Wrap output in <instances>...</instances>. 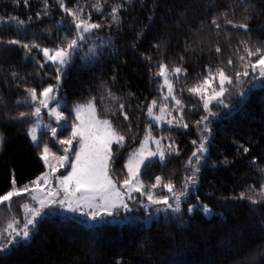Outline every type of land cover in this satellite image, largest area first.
Returning <instances> with one entry per match:
<instances>
[{
    "label": "trees",
    "instance_id": "16d2710c",
    "mask_svg": "<svg viewBox=\"0 0 264 264\" xmlns=\"http://www.w3.org/2000/svg\"><path fill=\"white\" fill-rule=\"evenodd\" d=\"M97 2L103 5L99 11L92 7ZM48 3V15H44L43 0H28L27 5L23 0L19 3L0 0V16L18 17L25 21L27 28L25 33L17 30L14 21L0 22V37H3L0 40V98L4 102L0 103V132L5 135V143L0 146V194L12 187L13 178L20 187L45 172L46 166L40 155L43 144L48 143L52 151L63 154L57 137L67 136L71 131L70 127L63 131L58 129L57 136H52L50 130L42 131L37 146L27 132L32 117L21 123L4 116L6 111L15 114L31 110L21 100L26 94L24 85L36 87L39 95L40 89L47 84L57 83L56 65L46 62L41 49L34 48L32 53L26 54L22 46L7 43L13 38L25 42L35 39L42 47L51 49L62 42L65 32L71 34L75 27L71 16L58 7L59 0H48ZM65 3L68 7L80 5L84 9V18L90 14V19L101 25L99 29H93L87 39L88 43L90 38L95 39L93 53L96 55L92 53L86 60L77 57L66 68V74H61L60 87L56 91L59 99L67 102L68 107L61 109L70 116L67 123L70 125L71 116H74V112L69 113L74 104L86 103L93 96L96 98L98 113L108 115L126 134L124 146L112 164L113 175L121 179L127 173L128 156L139 148L145 130L151 126L153 136L162 137L165 145L179 151L166 158V166L157 161L142 170L141 179L145 183L155 182V176L160 175L165 181L172 179L179 189L185 176L192 174L187 161L198 147L200 137L195 121L207 114L201 94L191 92L189 88L207 75L208 67L214 71L222 61L226 73L231 75L233 66L227 65V59L232 56L234 65L239 66L236 59L243 53V45L239 42L249 39L247 30L225 24L221 13L227 11L230 19L249 24V43L254 49L257 40L264 41V0H65ZM122 3L126 7L118 8L120 26L110 24L111 8ZM38 11L42 13L40 17L36 16ZM214 15L221 25L219 29L211 24ZM248 15L251 19H246ZM62 17L63 26H60L57 22ZM143 25L148 27L137 38ZM217 44L221 54L215 51ZM99 52L105 55H99ZM40 61H43V67ZM161 62L168 69L175 97L183 102L179 119L183 116L187 128L181 124L161 128L147 116V105L153 99L162 103ZM176 66L187 71L175 73ZM13 72L17 73L15 78ZM217 79L218 76L213 80L214 87H206L208 93L204 89L206 95H202L212 94V89L218 85ZM105 86L123 97L128 120H124L123 113L118 110L115 116L111 110L105 111L116 107ZM250 88V84L235 80L229 85L223 97L225 105L237 106L224 119L210 117L212 142L205 154L207 161H201L199 178L187 191V204L203 202L210 205L214 210L212 217L196 210L193 214L184 213L183 225L172 217L165 222V215H162L150 221L127 219L93 227L59 214L47 218L26 246L0 258V264H264V200L253 203L247 195L239 196L249 186L253 194L259 196L257 189L264 182V87L249 91ZM241 90L248 93L242 103L238 101ZM101 96L105 97L104 101ZM212 109L220 116L226 111L218 102ZM129 121L132 131H128ZM244 146L249 148L248 153L243 151ZM154 193L169 194L162 185H158ZM6 205L4 203L0 211H6ZM144 248L149 251L146 253ZM245 256L247 259L242 260Z\"/></svg>",
    "mask_w": 264,
    "mask_h": 264
},
{
    "label": "snow or ice",
    "instance_id": "6c2138e0",
    "mask_svg": "<svg viewBox=\"0 0 264 264\" xmlns=\"http://www.w3.org/2000/svg\"><path fill=\"white\" fill-rule=\"evenodd\" d=\"M27 5L28 0H23ZM131 2V0H129ZM14 3H19V0H14ZM250 7H254V4L249 3ZM58 7L63 9L66 14L71 16V20L74 23V30L65 32L63 40L55 48L42 47V45L33 39L25 42L21 39H9L8 44H14L22 46L27 53H32L33 49H41L43 57L47 61H51L56 65V84L49 83L39 91L36 87L26 88V94L21 97L23 105L30 108V111H17L15 114L4 112V116L9 119H18L21 123H24L28 117L33 118V122L27 127V132L31 136L33 142L39 146L37 129L41 126L49 129L52 136H57V128L52 127L51 123L43 125V118L41 114L42 108H46L48 116L55 119L58 126L63 131L65 128L70 127L71 131L69 135L57 137L59 144L63 147V154L52 151L48 143L43 144L40 155L44 158V163L48 166L50 171L42 172L35 178L34 181L29 184L17 187L16 180L13 178L12 187L0 194V204L7 202L6 211L9 214L6 228H0V236H4L6 233L7 242L0 243V258L11 255L12 250L18 249L20 246H26L30 240L38 234L39 225H41L47 218L59 215L63 211L70 213H81L90 218L93 227H100L106 223L114 224L127 220V216H120V210L123 209L128 212L131 205L130 201H135L139 205H143L144 209L150 211V205H156V212H163L165 214V222L168 217H172L175 221H178L181 225L184 221V210L182 209V197L187 194L190 184H195L198 180V173L201 171V161H207L206 153L209 152V145L211 144L210 137L212 136V120L210 117L216 119L226 118L237 105H225L223 97L228 89L225 87L226 83L231 85L233 81L240 83H248L251 85V89L256 87H264V41L257 40L255 47L249 43L251 40V29L247 22H236L228 17V12L224 11L221 15L224 17V23L233 25L235 28H243L247 30L248 40H241L239 43L243 45V53L236 59V64L232 56L227 59V65L233 66V73L227 74L223 61L218 65L215 70L208 67L207 75H204L202 79L197 81L196 84L189 88L191 92L203 93L204 89L212 83V81L218 76V85L212 89L211 95H201L203 101V108L206 115L201 116L200 120L195 121L200 132L198 141V147L188 158L187 164L191 165V175H186L184 181L179 189H176L174 181L167 179L166 181L160 175L155 176V182L145 183L140 177L142 168L147 170L151 165L158 161L162 166H166V158L173 152L178 153V149L171 145L162 147V137H153L151 134V126L145 130L144 140L140 142L139 148L134 150L127 158V173L123 179L119 176H114L115 169L112 168V164L118 158L120 149L123 148L125 142V133L114 124L113 119L108 115H102L98 113L95 103L96 98L93 96L86 103H79L73 105L72 109H69V113L74 112V116H71V124L67 123L70 118L60 108H67L66 101H60L53 93L60 87V81L62 80V73L66 74V68L70 67L74 62V54L78 55L84 47V42L92 34L93 29H99L101 27L98 21H92L90 14L88 18H84L82 13L83 7L76 5L74 7H68L65 0H59ZM93 8L98 11L103 7L100 3L92 5ZM126 7L125 4L113 6L111 8V21L110 24L120 26L121 16L118 14V8ZM44 15H48L49 3L48 0H43ZM41 12H37L36 16L40 17ZM32 17L29 16L28 20L31 21ZM151 19V18H150ZM246 19H251V16H246ZM15 22V26L18 31L27 32L25 27V21L18 17L0 16V22L3 21ZM60 26H63V17L57 22ZM211 24L216 29L221 27L218 22L217 16H213ZM148 25H143L141 31L137 33V38L143 33V29ZM230 35V33H229ZM3 40V37H0ZM133 48L136 44L133 43ZM159 48V45H157ZM215 51L217 54H221V48L219 44L216 45ZM239 51V48H237ZM99 55H105L104 52H99ZM96 55V53H93ZM147 59H151V56H146ZM41 67H43V61H40ZM166 65L161 62L159 64V73L165 74ZM173 71L175 73L186 72L180 66H176ZM17 73L13 72L12 77L15 78ZM243 78H249L244 80ZM115 79V76H113ZM19 83V81H17ZM165 83L168 86L169 95H172L173 84L165 76ZM105 91L108 97L116 102L115 109H105V111H112L115 116L116 111L123 113L124 120H128V112L125 111V105L122 102L123 97L115 95L111 88L105 86ZM129 95H134L129 93ZM248 95L243 90L240 91L238 101L242 103L245 97ZM217 99L219 105H224L226 111L223 116L217 114L210 107V103L213 99ZM101 101H104L105 97H100ZM172 99L175 100V105H182V101L172 95ZM38 101V103H37ZM0 103H4L0 98ZM51 104V106H50ZM20 101L17 102L19 107ZM157 105V100L153 99L151 103L147 105V114L150 117H154L157 121L163 119V115H155L154 107ZM7 107L6 103L4 104ZM131 106V105H130ZM166 105H161L160 112L164 113ZM169 124L180 123L182 127L187 128L188 124L183 121L181 116L180 121H176L175 118L168 120ZM128 131H132V124L129 121ZM135 139V137H132ZM155 140L156 148L153 150L148 145ZM76 141V144H73ZM5 143V135L0 132V146ZM175 141L173 140V144ZM197 143V141H193ZM243 151L249 152V148L244 146ZM74 155V158L70 159ZM50 157L56 161L55 164L50 162ZM256 157H253L255 160ZM195 160V163H193ZM227 161V157H225ZM65 162L70 165L71 170L66 175H55L57 167H63ZM215 164V161H212ZM44 185H47L45 188ZM158 185H162L167 188L171 193L172 202L168 195H156L154 189ZM31 189V190H30ZM259 196L253 194L252 187L249 186L246 191L239 193L241 198L247 195V198L256 203L258 200H264V182L260 184ZM22 193H28L31 201L34 203L25 202L22 207L24 215L18 218L12 211V197L21 196ZM146 198V199H144ZM199 200V197H197ZM197 209H202L205 214H214V210L210 205L200 202L197 205L187 204V212L193 213ZM147 220V217H145ZM264 230V229H262ZM146 253L148 248H144ZM247 259V256L242 257ZM121 264V262H118ZM239 264V262H234Z\"/></svg>",
    "mask_w": 264,
    "mask_h": 264
},
{
    "label": "rangeland",
    "instance_id": "374dc122",
    "mask_svg": "<svg viewBox=\"0 0 264 264\" xmlns=\"http://www.w3.org/2000/svg\"><path fill=\"white\" fill-rule=\"evenodd\" d=\"M88 40H86L84 42V47L83 49L79 52L78 55L74 54V60L77 58V57H80L84 60H86L87 58H89L92 53L94 52V50L96 49V42H95V39H91L90 38V43H88ZM85 44H87V46H85ZM47 63H52L51 61H47ZM165 76H167V79L169 81H171L169 79V75H168V69L166 68L165 69V74L164 75H161L160 74V78L162 79V85H161V88H160V92L163 94V97H162V103H159L157 102V105L154 107V113L155 115H163V119H161L160 121H157L154 117H150L148 116V118L150 119V121L154 124V125H157L161 128L165 127V126H170V127H178L180 125V123H172V124H169L168 123V120L170 119H173L175 118L176 121H180L179 117L181 115V112H182V109H181V105L180 106H176L175 105V100L172 99V95L175 96V91H174V85H173V89H172V95H169V90H168V86L167 84L165 83ZM219 80V77L218 79ZM172 83V81H171ZM173 84V83H172ZM215 85V82L212 81V83H210L207 88H212L214 87ZM225 87L227 89H229V84L226 83ZM205 92L208 93V91L205 89ZM200 93V92H199ZM204 93V92H203ZM206 93H204L206 95ZM202 95V93H200ZM226 94V93H225ZM54 96H57L58 99H59V94L57 91H55L53 93ZM60 101H62L61 99H59ZM217 102V99H213L210 103V107L213 106V104ZM38 103V101H37ZM161 105H166L167 107L165 108V111L163 114H161L160 112V107ZM51 106V104H50ZM63 107L60 108V110L62 109ZM41 114H42V118H43V125H48L49 123H51V126L52 127H56L57 130L58 129H61L57 122L55 121L54 117L53 118H50L48 116V112H47V109L46 108H42L41 110ZM45 130H49V129H46L45 127L41 126L40 128L37 129V135H38V141H39V135L42 131H45ZM153 136V135H152ZM155 137V136H153ZM31 138V136H30ZM32 140V139H31ZM32 143L34 145H37L36 142H33ZM165 146H168V145H165L163 143V140H162V147H165ZM148 147L152 148L153 150H155L156 148V144H155V140H153L149 145ZM62 155V154H61ZM72 157H70L71 159ZM74 158V157H73ZM42 161L44 162V158L42 157ZM158 161V159H157ZM50 162L55 164L56 161L54 159H52L50 157ZM45 164V163H44ZM46 166V171L45 172H48L50 171V169L48 168V166L45 164ZM127 168V167H126ZM65 169H67L68 171L71 170L70 168V165L65 162L64 166L63 167H57L56 169V172L53 173V176L55 175H66L67 172L65 171ZM143 170V168H142ZM141 178V177H140ZM44 187L46 188L47 185H44ZM31 190V189H30ZM168 196L170 198V202H172V197H171V193L168 191ZM189 201V195L188 193L182 197V209L184 210V213L187 211L186 208H187V202ZM25 202H28V203H34L33 201H31L30 197L28 196V193H22L21 196H14L12 197V200H11V203H12V211L16 214V216L18 218H21L23 217L24 215V210H23V207L22 205L25 203ZM7 204V202H5ZM131 207L129 209L128 212H125L123 209L120 210V216H127L128 219H143L145 221H150V219L152 218H159L161 217L162 215H165L163 212H156V205H150V211H147L144 209L143 205H139L138 203H136L135 201H130L129 202ZM3 204H0V207L2 206ZM196 205V204H194ZM197 210H200L205 216L207 217H212L214 214H205L202 209H197ZM143 212V213H141ZM135 213L137 214V216H135ZM194 213V212H193ZM193 213H190V214H193ZM61 214H64V215H67V216H70L86 225H92V221L90 218L86 217L85 215L77 212V213H70V212H66V211H63ZM145 214V215H144ZM145 217H147V220L145 219ZM9 214L7 211H0V228H6V225H7V220L9 219ZM125 221V220H124ZM123 221V222H124ZM7 242V236H6V233L4 234V236H0V243H6Z\"/></svg>",
    "mask_w": 264,
    "mask_h": 264
}]
</instances>
